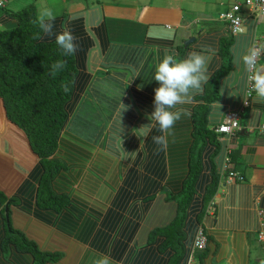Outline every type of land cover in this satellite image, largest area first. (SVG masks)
<instances>
[{
  "label": "crops",
  "instance_id": "0c3cea01",
  "mask_svg": "<svg viewBox=\"0 0 264 264\" xmlns=\"http://www.w3.org/2000/svg\"><path fill=\"white\" fill-rule=\"evenodd\" d=\"M5 1L0 32L16 28L14 14L33 5L37 17L45 6L55 16L53 35L43 34L42 41H55L65 26L78 38L79 95L56 154L69 169L53 183L55 192L70 198L69 207L59 213L36 206L39 160L0 98V264H36L32 254L5 244L14 233L44 254L61 255L43 264H93L94 253L110 255L117 264H264V241L258 239L264 224V103L253 95L245 105L247 74L235 62L238 52L264 46V17L258 10H249L243 0ZM237 3L242 4L241 31L231 37L220 14ZM204 47L215 51L208 65L212 76L191 102L178 106L190 115L176 122L166 150L157 154L147 143L149 136L135 135V129L150 122L149 113L140 109L154 106L155 65L166 50L184 58ZM258 64H264V52ZM119 103L137 116L124 117L122 111L119 117ZM91 109L95 118L86 124L82 118ZM229 112L239 113L240 130L218 134ZM123 119L117 133L114 123ZM197 121L216 133L201 134L203 144ZM79 123L90 135L74 133ZM221 156L222 165L229 157V169L240 173L243 182H225ZM198 162L207 186L214 171L220 175L205 210L200 196L189 207L187 221L203 214L204 250L190 243L176 247L160 235L174 221L177 198ZM162 170L160 178L153 173Z\"/></svg>",
  "mask_w": 264,
  "mask_h": 264
},
{
  "label": "trees",
  "instance_id": "16d2710c",
  "mask_svg": "<svg viewBox=\"0 0 264 264\" xmlns=\"http://www.w3.org/2000/svg\"><path fill=\"white\" fill-rule=\"evenodd\" d=\"M13 17L17 20V27L0 32V98L7 117L24 133L29 146L39 160L40 177L38 174L35 175L39 177L35 196L36 206L41 210L59 213L68 208L70 204L69 196L55 192L53 183L61 172L69 171L64 162L56 157V154L59 150L60 135L67 126L70 110L74 109L79 95L75 87L77 78L75 59L74 55H64L56 40L44 42L42 38H35L37 34L42 37L43 33L36 23L37 15L33 5L14 14ZM230 36H233L231 32ZM56 61H64L65 66L52 75V65ZM65 87L68 91L64 90ZM150 108V110L148 108L140 110L143 114L147 112L151 115L154 106ZM129 111H131L130 108L123 111L124 117L137 116V112L131 111L128 114ZM80 113L81 109L78 110L76 117H79ZM93 118L95 117L91 109L86 111V117L82 119L89 124ZM124 124V119L122 122L116 120L114 127L117 133L122 131ZM199 126L200 122L197 121L196 134L199 135L198 141L201 144L206 142V138H202L201 134H216L214 131H206L205 126ZM87 131L90 130H86L85 126L82 127L79 123V128L74 133H87ZM153 135H160V133L154 128L149 134L147 143L151 149H157L158 145L152 141ZM222 160L221 156L219 167L223 166ZM158 167L164 169V166ZM153 173L160 178L163 170L161 174ZM213 174L216 175L212 183L207 186L205 181H201L199 162L192 167L190 177L177 198L178 213L174 221L160 232L168 244H176V247L184 243L194 245L203 214L189 222L187 221L189 207L192 202H198L195 196L203 198L202 212L213 200L220 177L215 171ZM19 235L14 233L9 236L5 244L12 243L17 251L32 254L36 264L55 263L61 258L58 253H42L33 242ZM184 240H189V242ZM6 246L4 245V249Z\"/></svg>",
  "mask_w": 264,
  "mask_h": 264
},
{
  "label": "clouds",
  "instance_id": "9594fccd",
  "mask_svg": "<svg viewBox=\"0 0 264 264\" xmlns=\"http://www.w3.org/2000/svg\"><path fill=\"white\" fill-rule=\"evenodd\" d=\"M2 4L3 0H0V5ZM54 20L53 10L45 6L41 8L36 23L44 35L51 36ZM167 37L172 38L171 30L167 33ZM35 38L42 37L37 34ZM77 39L67 26L59 33H55L56 43L64 55H74L78 52ZM262 52L264 46H251L238 52L235 61L237 66L243 65L250 86L249 94L255 93L257 103H264V64L257 63ZM214 55L215 51L210 47H204L200 51H190L184 58H179L175 53L166 50L162 59L157 61L153 79L159 86L154 89V110L148 117L150 122L135 129V135L141 138L148 137L154 128L158 130L160 135L152 136L153 143L158 145L157 154L166 150L168 137L172 135L176 122L190 115L187 109L178 106L191 102L193 96L202 91L203 85L212 76L208 71V65ZM64 66V61H56L52 65L51 74L55 75L56 71L63 69ZM64 90L68 91L67 87ZM126 109V105L119 103V117ZM131 154L134 159L136 153ZM94 256L96 258L93 264H117L110 255L94 253Z\"/></svg>",
  "mask_w": 264,
  "mask_h": 264
},
{
  "label": "built area",
  "instance_id": "2783aa9c",
  "mask_svg": "<svg viewBox=\"0 0 264 264\" xmlns=\"http://www.w3.org/2000/svg\"><path fill=\"white\" fill-rule=\"evenodd\" d=\"M5 2L6 1L3 0V4L0 5V7H3ZM243 5H245L249 10H258L260 16L264 17V0H243ZM241 6L242 4L237 3L233 5L229 11L220 14V18L228 22L230 32L233 35H236L241 31L240 28L242 25V19L239 16V13L241 12ZM249 93L250 86L248 82L245 95V105H247L251 97L255 95L254 92H252L251 94ZM239 118L240 116L238 112H229L222 120V123L216 128V132L219 134H224L226 136L235 135L240 130ZM229 165L230 160L229 157L226 156L221 173L222 178L225 180V182H227L228 184L234 182H243V176L238 172L230 170ZM258 239L261 242L264 241V224L262 225V230L258 233ZM206 245L207 239L204 230L202 228H199L195 238L194 247L199 250H204L206 248Z\"/></svg>",
  "mask_w": 264,
  "mask_h": 264
},
{
  "label": "rangeland",
  "instance_id": "374dc122",
  "mask_svg": "<svg viewBox=\"0 0 264 264\" xmlns=\"http://www.w3.org/2000/svg\"><path fill=\"white\" fill-rule=\"evenodd\" d=\"M141 1H144V0H141ZM147 1H151V0H147ZM159 5V4H158Z\"/></svg>",
  "mask_w": 264,
  "mask_h": 264
},
{
  "label": "water",
  "instance_id": "95a60500",
  "mask_svg": "<svg viewBox=\"0 0 264 264\" xmlns=\"http://www.w3.org/2000/svg\"><path fill=\"white\" fill-rule=\"evenodd\" d=\"M186 43H188V42H186Z\"/></svg>",
  "mask_w": 264,
  "mask_h": 264
},
{
  "label": "bare ground",
  "instance_id": "6f19581e",
  "mask_svg": "<svg viewBox=\"0 0 264 264\" xmlns=\"http://www.w3.org/2000/svg\"><path fill=\"white\" fill-rule=\"evenodd\" d=\"M122 119V118H121Z\"/></svg>",
  "mask_w": 264,
  "mask_h": 264
}]
</instances>
